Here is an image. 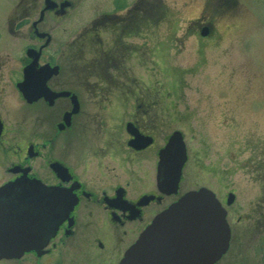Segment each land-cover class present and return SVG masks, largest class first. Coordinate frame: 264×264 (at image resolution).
<instances>
[{
    "label": "flooded vegetation",
    "instance_id": "1",
    "mask_svg": "<svg viewBox=\"0 0 264 264\" xmlns=\"http://www.w3.org/2000/svg\"><path fill=\"white\" fill-rule=\"evenodd\" d=\"M76 1L16 0L9 16L0 17V189L26 179L76 200L56 231L51 215L45 230L40 222L39 227L30 224L21 231L25 242L37 249L0 259V264H120L158 215L201 188L193 185L194 171L185 174L187 164L178 190L159 186L161 152L177 131L186 143L183 131L175 128L163 134L161 117L151 118L159 103L158 89L150 81L143 93L138 72L140 53L155 57L154 47L146 48L151 36L147 31L165 18L161 0H111L98 9L85 31L89 39L83 37L73 53V43L57 47L55 28L74 11ZM82 2L78 0V6ZM236 2L204 0L197 23L206 17L212 20L194 31L202 49L207 41L223 38L225 32L216 26L217 11L229 12ZM139 39L147 43L138 47ZM86 50L95 55L83 56ZM163 97L174 96L166 91ZM113 106L134 111L121 121L103 118ZM168 117L172 124L180 121L176 115ZM232 193L218 199L226 210L231 238L216 264L227 257L235 263V213L228 205ZM27 219L39 218L30 214ZM44 232L49 241L40 248Z\"/></svg>",
    "mask_w": 264,
    "mask_h": 264
},
{
    "label": "rangeland",
    "instance_id": "2",
    "mask_svg": "<svg viewBox=\"0 0 264 264\" xmlns=\"http://www.w3.org/2000/svg\"><path fill=\"white\" fill-rule=\"evenodd\" d=\"M110 1L84 0L78 6L77 0L69 17L56 24L57 47L66 42L73 43L72 51L80 48L98 9ZM235 2L229 12L217 11L223 38L207 41L202 49L194 31L212 20L197 23L204 0H161L165 18L147 31L146 48L153 46L155 57L140 53L138 72L143 93L151 82L158 89L159 103L150 115L161 117L162 133L178 128L186 136L190 157L185 174L196 173L193 185L211 189L219 200L233 192L231 251L236 257L235 263L227 257L222 264H264V0ZM15 4L0 0V17L9 16ZM145 43L136 41L138 47ZM166 91L174 97L164 98ZM133 111L113 106L102 117L121 121ZM175 115L180 121L172 124L168 116Z\"/></svg>",
    "mask_w": 264,
    "mask_h": 264
},
{
    "label": "water",
    "instance_id": "3",
    "mask_svg": "<svg viewBox=\"0 0 264 264\" xmlns=\"http://www.w3.org/2000/svg\"><path fill=\"white\" fill-rule=\"evenodd\" d=\"M160 157V188L164 191L178 190L183 166L188 159L183 135L179 131L173 134ZM169 173L170 177L167 176ZM234 200V195L230 194L228 205H232ZM12 202L15 206L11 205ZM75 205L72 195L48 188L40 182L24 179L6 184L0 189V259L19 258L24 252L37 249L25 242L21 231L29 228L30 224L39 227L40 222L45 230V221H50L51 216L56 231ZM13 207L23 209L15 213L6 212ZM30 214L39 219L28 220ZM13 217L15 220L7 226V221ZM152 222L127 250L120 264H216L230 244L231 229L226 210L214 192L207 188L185 194ZM43 237L45 241L40 248L49 241L45 232Z\"/></svg>",
    "mask_w": 264,
    "mask_h": 264
},
{
    "label": "trees",
    "instance_id": "4",
    "mask_svg": "<svg viewBox=\"0 0 264 264\" xmlns=\"http://www.w3.org/2000/svg\"><path fill=\"white\" fill-rule=\"evenodd\" d=\"M174 89V87L172 88V90Z\"/></svg>",
    "mask_w": 264,
    "mask_h": 264
},
{
    "label": "bare ground",
    "instance_id": "5",
    "mask_svg": "<svg viewBox=\"0 0 264 264\" xmlns=\"http://www.w3.org/2000/svg\"><path fill=\"white\" fill-rule=\"evenodd\" d=\"M165 177H166V175H165Z\"/></svg>",
    "mask_w": 264,
    "mask_h": 264
}]
</instances>
